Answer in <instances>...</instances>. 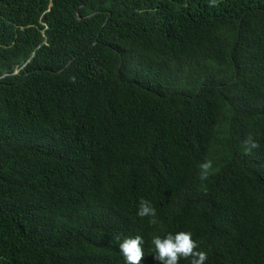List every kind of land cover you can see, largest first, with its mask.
Listing matches in <instances>:
<instances>
[{
  "label": "trees",
  "instance_id": "1",
  "mask_svg": "<svg viewBox=\"0 0 264 264\" xmlns=\"http://www.w3.org/2000/svg\"><path fill=\"white\" fill-rule=\"evenodd\" d=\"M177 231L264 264V0H0V264Z\"/></svg>",
  "mask_w": 264,
  "mask_h": 264
},
{
  "label": "clouds",
  "instance_id": "2",
  "mask_svg": "<svg viewBox=\"0 0 264 264\" xmlns=\"http://www.w3.org/2000/svg\"><path fill=\"white\" fill-rule=\"evenodd\" d=\"M199 170L200 179H207L212 170V161L208 159L202 161ZM136 215L141 218L149 217L150 223H157L156 210L150 201L141 199ZM115 242L124 264H140L145 256L142 236H126L116 239ZM150 243L152 246L150 253L158 264H179L181 259H190V264H205L208 259L207 253L200 250L198 241L193 239V234L189 231L170 232L164 236L155 235Z\"/></svg>",
  "mask_w": 264,
  "mask_h": 264
}]
</instances>
